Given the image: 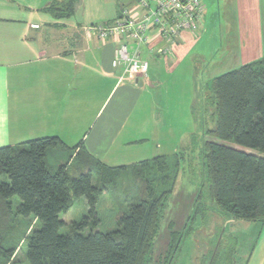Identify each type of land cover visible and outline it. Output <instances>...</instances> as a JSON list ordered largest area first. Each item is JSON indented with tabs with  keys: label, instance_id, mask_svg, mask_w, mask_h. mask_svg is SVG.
<instances>
[{
	"label": "crops",
	"instance_id": "obj_1",
	"mask_svg": "<svg viewBox=\"0 0 264 264\" xmlns=\"http://www.w3.org/2000/svg\"><path fill=\"white\" fill-rule=\"evenodd\" d=\"M70 1L0 0V147L58 137L69 148L83 143L109 168L166 152L174 156L177 145L170 142L175 128L183 129L177 117L185 111L181 100L188 101L191 121V99L199 89L197 76H182L184 65L204 67L206 52L219 54L212 58L220 59L212 68L216 73L223 72L221 52L233 58V68L264 59V0H203L196 29L183 32L175 44L151 30L150 42L141 47L130 38L101 40L90 29L112 23L129 0H77L69 18L50 11ZM124 41L149 63L147 75L134 81L112 65ZM195 130L184 133L189 147L198 139ZM64 155L55 153L59 166ZM223 228L237 239L232 264H264V222L237 220Z\"/></svg>",
	"mask_w": 264,
	"mask_h": 264
},
{
	"label": "trees",
	"instance_id": "obj_2",
	"mask_svg": "<svg viewBox=\"0 0 264 264\" xmlns=\"http://www.w3.org/2000/svg\"><path fill=\"white\" fill-rule=\"evenodd\" d=\"M129 1L121 8L131 6ZM76 2L71 0L63 9L57 4L50 11L57 18H69ZM209 89L203 119H212L214 128L205 133L214 140L208 137L202 143L204 184L188 218L191 221L194 212L205 216L211 209L221 219L219 230L237 220L264 222V157L245 150L264 154V59L217 77ZM70 151L58 137L0 147V264H12L16 258L18 246L8 247V242L21 219L40 224L25 237L28 264H145L154 257L161 212L175 192L185 154L109 168L83 143ZM58 152H67L69 158L54 170L49 159ZM129 170L134 177L116 191L117 227L100 231L97 206L106 192L116 189L119 174ZM81 198L87 200L88 214L72 224L73 231L61 234L66 226L61 216ZM213 229L211 235L217 231ZM224 231L215 238L208 264H232L227 258L237 239Z\"/></svg>",
	"mask_w": 264,
	"mask_h": 264
},
{
	"label": "rangeland",
	"instance_id": "obj_3",
	"mask_svg": "<svg viewBox=\"0 0 264 264\" xmlns=\"http://www.w3.org/2000/svg\"><path fill=\"white\" fill-rule=\"evenodd\" d=\"M204 11L205 8L203 10V13ZM206 53L209 56L204 67H202V64L200 62H198L196 69H194L193 65L189 64L187 67L186 65H184L182 70L184 74L182 76L185 79L192 77V75H195V77L197 76V79L199 81V89L197 91V94H194V98L191 99L192 105L194 106L193 110L195 112V115L191 116V121L187 119L186 114H188V111L187 113H185V103L188 101L183 98L181 100V102L183 103L182 111H185L182 114L177 115L179 120L183 121L181 125L183 129L179 131L177 127L175 128V138L172 137L170 143H172L173 147H176L177 145V148H175L177 150L176 153H184L186 160L181 167V176L177 183L175 192L164 204L163 210L161 212V216L159 219V232L153 242V248L155 250L154 257L149 256L146 259L145 264H208V260L210 258L209 255L211 253L210 250H212V248L215 246V241H217L215 238L216 236L219 237V235H221L224 231V229L219 230L221 228V225L219 224L221 219L219 220V218L217 217L218 213L211 209H209L210 214L208 212H205V216L203 213L194 212L192 220L190 221L188 218L191 213L193 200L199 193L200 186L204 184V176L202 173L203 166L200 158L201 146L203 141L208 137L209 140H214L211 136H207L208 133H205L207 131L213 130L214 128L211 118L203 119L205 96L212 94L211 89H209L210 85L207 86V89H205V85H207V83H210V81L215 77L240 68H233L234 64L230 62L233 60V58L228 56V54L226 55L224 52H221L220 56H226V58L223 59L221 63L223 72L216 73L212 68L218 63L220 59L215 60L212 58L214 56L218 57L219 54L218 52H215L213 56H211L209 52ZM207 67H210L209 72L204 75V71L207 69ZM185 85L186 84L183 83V86ZM160 117L162 118L163 116L161 115ZM186 128H188V130H186ZM193 128H196V130L194 131L195 134L199 133L198 139L195 140L196 145L194 144L193 146L189 147L187 143L183 142L184 133L188 134V131L190 129H192L193 131ZM181 142L182 144H180ZM216 142L221 143L218 140H216ZM225 144L237 147V145H235L234 143ZM71 149L72 151H70V153L74 151L73 147ZM164 150L165 152L170 151L169 148H164ZM245 150L258 156L264 157V154L258 151H254L251 149ZM166 153H168L167 156H170L173 152ZM66 156L68 159V153L67 155H64L63 158H65ZM59 159L61 160V158L50 156L49 163L51 167H55V170L59 168V163L57 162V160ZM153 159L154 158H151L150 160ZM133 177L134 173H132V170H129L127 173H120L116 189L113 190L111 188L108 192H106L101 202L97 206V212L101 220V224L98 227L100 231H112V229H115L117 227V223L115 220L116 215H118L117 211L119 210V206L116 203L117 195L119 191L121 192V190H124V185H127ZM117 190L119 191L116 192ZM15 207L16 206L14 205V208ZM88 211L89 206L87 200L85 198L77 200L74 206L66 214H63L61 216L62 220L66 223V226L63 227L60 231L61 234L73 231L74 228L72 227V224L74 222H80L83 217L88 214ZM211 224H214L212 228L210 226ZM38 228H40V224L37 223L34 219H21L17 222L15 229L13 228V238L11 237L8 242V247L12 246L13 244H15V246H18L16 258L14 259L12 264H28L25 259L27 251V245H25L24 243L25 237L28 236L34 229ZM213 228H216L217 231H215V234L211 235V233H209V229L214 231ZM223 234H226L227 237L231 238V230H229L228 234L227 232ZM228 245L230 247H233L231 243H229ZM227 260L228 263L232 262V255L228 257Z\"/></svg>",
	"mask_w": 264,
	"mask_h": 264
},
{
	"label": "built area",
	"instance_id": "obj_4",
	"mask_svg": "<svg viewBox=\"0 0 264 264\" xmlns=\"http://www.w3.org/2000/svg\"><path fill=\"white\" fill-rule=\"evenodd\" d=\"M203 10V0H132L131 6L121 8L116 21L90 29L101 40L110 36L130 38L139 47L150 42V32L154 30L167 43L175 44L183 32L197 28ZM112 65L122 70L123 79L130 81L149 71L148 61L131 51L126 41L116 48Z\"/></svg>",
	"mask_w": 264,
	"mask_h": 264
}]
</instances>
